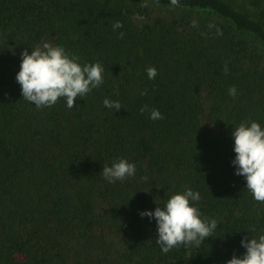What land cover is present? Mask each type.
Returning <instances> with one entry per match:
<instances>
[{
  "label": "trees",
  "instance_id": "trees-1",
  "mask_svg": "<svg viewBox=\"0 0 264 264\" xmlns=\"http://www.w3.org/2000/svg\"><path fill=\"white\" fill-rule=\"evenodd\" d=\"M137 1L228 23H137L148 16ZM48 34L51 45L104 69L103 83L72 108L64 98L39 109L24 100L9 64ZM247 37L264 49V0H0V264H225L240 256L241 238L264 231V202L230 165L232 128L264 127V66ZM204 86L210 115L224 116L217 134L201 122ZM105 98L121 108L106 109ZM145 105L163 119H149ZM117 158L136 173L109 183L100 172ZM185 187L200 194L196 206L217 228L199 247L163 253L155 221L139 212Z\"/></svg>",
  "mask_w": 264,
  "mask_h": 264
},
{
  "label": "clouds",
  "instance_id": "clouds-1",
  "mask_svg": "<svg viewBox=\"0 0 264 264\" xmlns=\"http://www.w3.org/2000/svg\"><path fill=\"white\" fill-rule=\"evenodd\" d=\"M177 0H171L175 4ZM196 21H193L195 26ZM122 25L116 21L113 31ZM122 35V33H121ZM103 66L99 62L80 63L79 58L69 54L64 47L44 43L42 46L25 49L20 53L19 70L15 80L20 85L24 100L37 109L51 107L58 98H64L66 107L72 108L74 101L84 98L93 89L103 83ZM148 79H154L156 69H145ZM145 92L141 91L140 95ZM231 96L236 95L235 87L228 90ZM106 109L113 112L121 108L118 100L105 98L102 101ZM141 112L149 111V119H163L158 109L149 110L142 106ZM233 158L230 165L233 174L243 177L245 188L251 193L252 199L264 202V127L256 121H242L231 130ZM136 173L134 163L124 158H117L110 165L102 167L100 175L109 183L123 182ZM200 194L191 188L171 195L163 206L157 205L153 210H143L139 215L155 221L157 238L155 243L163 253L183 245L199 247L217 228V220L202 216L196 202ZM249 231L256 232L255 228ZM244 252L232 255L225 264H264V231L240 240Z\"/></svg>",
  "mask_w": 264,
  "mask_h": 264
},
{
  "label": "rangeland",
  "instance_id": "rangeland-1",
  "mask_svg": "<svg viewBox=\"0 0 264 264\" xmlns=\"http://www.w3.org/2000/svg\"><path fill=\"white\" fill-rule=\"evenodd\" d=\"M103 1L113 2L116 0H103ZM137 4H139L142 8H144L147 11V15H148L147 18L143 20H136L137 23H150L161 19H171L179 26L180 29H185L184 28L185 24H183V22L181 21L187 19L192 20L196 18L197 19L208 18V19H214L221 23H228L225 19L217 15H214L213 13L208 11L206 12V11H200L198 9H187V8H178V7L176 8L160 7L145 1H137ZM53 39L54 36L52 34L45 35L39 41L37 46H42L44 43L52 44ZM246 39L250 45V49L253 55L260 60L261 66H264V49H262L259 46L258 42H256L252 38L247 37ZM9 64L14 71L19 70L20 62L10 61ZM201 96H202V105H203V114L201 117V122L207 129L210 130L212 134H217L223 125L224 116H221L218 120H215L214 117L210 115V109L212 103L207 94V88L205 86L201 90Z\"/></svg>",
  "mask_w": 264,
  "mask_h": 264
}]
</instances>
